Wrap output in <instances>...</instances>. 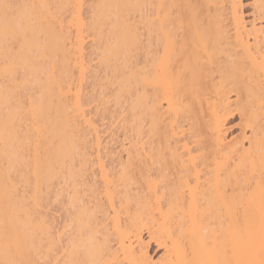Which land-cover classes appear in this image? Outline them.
Instances as JSON below:
<instances>
[{"label":"bare ground","instance_id":"6f19581e","mask_svg":"<svg viewBox=\"0 0 264 264\" xmlns=\"http://www.w3.org/2000/svg\"><path fill=\"white\" fill-rule=\"evenodd\" d=\"M247 3L0 8V264L264 261V0ZM108 100L115 164L89 115Z\"/></svg>","mask_w":264,"mask_h":264},{"label":"rangeland","instance_id":"374dc122","mask_svg":"<svg viewBox=\"0 0 264 264\" xmlns=\"http://www.w3.org/2000/svg\"><path fill=\"white\" fill-rule=\"evenodd\" d=\"M12 1V0H11ZM10 1V2H11ZM19 1V0H18ZM17 0L16 1H12L13 2V5L15 4V2H18ZM249 0H243V4L245 3V5L243 6V10H245V12H244V16L248 19V18H250L251 17V9L249 8V6H248V2ZM11 2V3H12ZM17 4V3H16ZM15 4V5H16ZM18 4H20V3H18ZM16 8V7H15ZM67 12H69V11H67ZM84 12H87V11H84ZM66 15H68V14H66ZM94 64V63H93ZM90 74V73H89ZM97 74H99V73H97ZM90 75H92V73L90 74ZM89 77L90 76H87L86 78V86H88L89 84L88 83H90L92 80L91 79H93L94 80V78L92 77H90V79H89ZM91 80V81H90ZM90 81V82H89ZM20 91H21V89H20ZM25 92H27L26 90H25ZM21 98H22V100H24L25 99V96H24V94L21 92ZM111 98V97H110ZM109 97H108V99H110ZM112 100V99H111ZM109 102H111L110 100H108V101H106V104L108 103L109 105V110H107L108 108H106V104H93V105H91L90 106V117L92 118V121H93V123L95 124V126H98L97 127V130L99 131V134L101 135L100 137H102L101 139H103V144L105 145V147L108 149V151L109 150H112V151H110L111 153H115L112 157H111V159H109L108 160V162H110V161H113V162H110V163H116V161L117 160H119V156L121 155V157L120 158H122L123 157V153H121V149L119 150V148H118V150H115V148L117 147V145H115V144H119L121 141L123 142V138L124 137H122V136H124L123 134H124V131H123V128H124V126L125 125H123L122 123H123V121H124V119H122L121 117H123V118H125V114L123 115H120L119 116V113L121 112V111H118V110H120V109H118L119 107H117L118 105H116V107H113V105L111 106V103H109ZM114 103V102H113ZM103 107H102V106ZM104 105H105V108H104ZM115 105V104H114ZM101 106V107H100ZM107 106V107H108ZM111 106V107H110ZM114 108H116V109H114ZM94 110H95V112H94ZM116 110V111H115ZM118 111V112H117ZM94 112V113H93ZM122 113V112H121ZM94 114V115H93ZM93 116V117H92ZM234 118V119H233ZM232 119H230L229 121H231V120H233V121H231V122H229V126L230 125H233V126H231L232 128H231V131L229 132L230 133V135L232 134V132H233V134L232 135H234L235 133H236V127H235V122L237 121L236 120V117H233ZM98 123V124H97ZM124 123H125V121H124ZM97 124V125H96ZM123 125V127H122V125ZM100 125V126H99ZM121 127V128H120ZM118 128V129H117ZM88 130V129H87ZM89 131V130H88ZM87 133H89V135H93V134H90V131L89 132H87ZM88 135V136H89ZM90 137H92V136H90ZM111 137L112 138H116V137H119V138H117V139H115L114 141H112L113 142V144L115 143V142H118V143H115L113 146H112V142L110 141L111 140ZM106 139V140H105ZM107 142V143H106ZM110 142H111V144H110ZM112 147V148H111ZM113 147H114V150H113ZM116 151V152H115ZM118 153V154H117ZM46 203V202H45ZM47 204V203H46ZM46 204H44V206H48V204L46 205ZM44 208V207H43ZM60 208H61V204L58 202V203H51L50 204V206H48V207H46V209L44 208V210H47L46 212H48L50 215H57L59 218H57V216H56V218L58 219V221L56 222L57 224H56V228H60V226L59 225H61L60 224V217H61V212H60ZM47 213V214H48ZM59 222V223H58ZM58 228V229H59ZM152 247V246H151ZM154 250V247H152V249H150V252H151V254H152V256L153 257H157L159 254V252H157V251H153ZM43 261H45V263H41V264H48V262L44 259Z\"/></svg>","mask_w":264,"mask_h":264},{"label":"snow or ice","instance_id":"6c2138e0","mask_svg":"<svg viewBox=\"0 0 264 264\" xmlns=\"http://www.w3.org/2000/svg\"><path fill=\"white\" fill-rule=\"evenodd\" d=\"M15 7V5L7 3L6 0H0V8L4 9L6 16L9 12L14 11ZM261 264H264V261H262Z\"/></svg>","mask_w":264,"mask_h":264}]
</instances>
